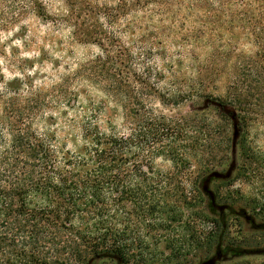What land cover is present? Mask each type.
<instances>
[{"label":"trees","instance_id":"obj_1","mask_svg":"<svg viewBox=\"0 0 264 264\" xmlns=\"http://www.w3.org/2000/svg\"><path fill=\"white\" fill-rule=\"evenodd\" d=\"M10 1L16 4L11 21L31 15L49 26L44 41L61 43L55 32L66 27L69 45L94 44L100 53L49 60L43 46L31 58L15 57L14 49L3 57L9 75L0 66V264L91 258L92 264L110 258L117 264H190L192 255L210 257L221 249L228 231L224 211L201 188L215 164L203 157L204 131L151 116L130 123L125 133L112 111L126 107L131 77L158 91L162 71L173 68L191 75L176 90L160 91L163 100H182L185 92L210 96L200 76L206 67L195 60L242 55L239 47L246 44L254 48L247 55L260 64H244L216 99L233 100L239 109L249 104L244 89L264 82V0ZM26 28L20 40L29 36ZM122 28L130 43L139 36L144 46H123ZM159 55L167 63L160 71ZM47 61L50 75L34 69ZM238 144L244 163L221 183L256 170L252 164L261 155L246 135ZM157 159L169 167L161 169ZM213 191L222 204L238 198ZM252 204L264 220V196Z\"/></svg>","mask_w":264,"mask_h":264},{"label":"rangeland","instance_id":"obj_2","mask_svg":"<svg viewBox=\"0 0 264 264\" xmlns=\"http://www.w3.org/2000/svg\"><path fill=\"white\" fill-rule=\"evenodd\" d=\"M55 6L61 10L63 5L61 2H56ZM15 7L16 4H13L10 0H0V48L4 54L0 55V66L3 67L6 75H9V72L4 68L3 57H12L13 49L15 50V57L31 58L44 46V49L48 51L49 60L52 58L69 62L100 53V49L94 44L71 43L69 45L70 33L66 27H62L55 32L57 34L55 42L60 39L59 42L61 43H51L52 40L44 41L42 38L49 26L31 15L23 16L19 21H11V15H14L13 13L16 11ZM25 27L31 31H29V36L24 41L20 40L18 34H21ZM118 30L122 35L123 46L131 47L133 51L138 50L141 45L144 46L139 36L135 38L133 43H130L128 35L123 34L125 33L124 29ZM53 44L56 46L52 47ZM227 49H230V46ZM241 49L245 52L242 55H228V57H222V59L219 57L209 58L205 55L206 60L205 58L195 60L196 65L206 67L200 76L205 84L209 85L208 91L212 93L210 96L185 92V98L182 100H163L160 96L162 90L170 87L176 90V85L191 75L190 73H184L185 70L180 71L173 68L172 72L162 71L164 78H160L162 80L158 82V91L140 85L139 81L137 82L131 77L130 83L134 87L129 88L126 107L122 109L117 107L112 111L114 125L118 130L125 133H127L125 127L129 126L130 123L151 116H164L174 121H182L191 130L195 127V124L196 129L204 131L201 143L207 146L205 153H202L205 159H214L215 164L212 170H225L233 159L236 161L237 166L244 163L238 144L240 136L246 135L250 145L261 155L258 162L252 164L253 169L255 167L256 170L250 175L245 173L231 184L221 183L222 179L213 178L210 180V189L218 188L220 192L236 193L238 195L235 202L226 203L227 208L223 212V224L228 225V231L221 246L224 259L216 264H264V254L249 253L251 250L264 248V220L251 210L252 202L264 196V190L261 188V185H263L261 179L264 178V82L258 84L257 87L251 85V87L244 89L243 95L249 98L250 103L243 105L241 109L238 106L236 107L235 103H232L233 100L223 104L216 99L217 95H224L226 88L240 77L239 73L244 64L252 61L260 64L259 60H256L257 58L254 59L247 55L248 51L254 49L252 46L246 44L244 48L240 46L239 50ZM155 52L160 53L161 50ZM155 63L158 71L167 64L163 62L160 55L155 57ZM39 67H41L42 75L51 74L52 64L50 62L47 61L42 65L39 63L34 69L36 70ZM156 78L151 79L152 83H155ZM250 83H254V78H250ZM243 116H247L249 119L246 117L247 119L244 120L241 118ZM157 161L162 164V166H159L161 169L169 167V164L165 165L161 159H157ZM235 171L236 168L233 172L235 173ZM217 203L222 204L223 202ZM236 211H245L261 227L253 228L251 221H246L243 215L236 214ZM205 258L207 257L192 255L190 264H197ZM65 264H87V262L68 261ZM93 264H117V262L114 258H110L99 259Z\"/></svg>","mask_w":264,"mask_h":264},{"label":"water","instance_id":"obj_3","mask_svg":"<svg viewBox=\"0 0 264 264\" xmlns=\"http://www.w3.org/2000/svg\"><path fill=\"white\" fill-rule=\"evenodd\" d=\"M236 167V161L233 159L228 167L225 170H211L203 179L202 181V191L208 196L211 205L217 209L219 212H223L224 209L227 208L226 204H218L215 201V194L214 191L212 189H210L209 184H210V180L215 178V179H222V180H226L229 179L232 176V173L234 171ZM236 214H240L243 215L244 219L246 221H251L253 228H259L261 227V225L256 224L254 219L251 218L250 215H248L245 211L239 212L236 211ZM264 227V226H263ZM250 254H264V248H258L255 250H251L249 251ZM224 259V254L222 253L220 246L217 247V249L215 250V252L210 256L207 257L203 260H200L197 264H216L218 261ZM93 259H89L87 264H92Z\"/></svg>","mask_w":264,"mask_h":264},{"label":"flooded vegetation","instance_id":"obj_4","mask_svg":"<svg viewBox=\"0 0 264 264\" xmlns=\"http://www.w3.org/2000/svg\"><path fill=\"white\" fill-rule=\"evenodd\" d=\"M222 251V250H221ZM223 253V252H222ZM224 254V253H223Z\"/></svg>","mask_w":264,"mask_h":264}]
</instances>
